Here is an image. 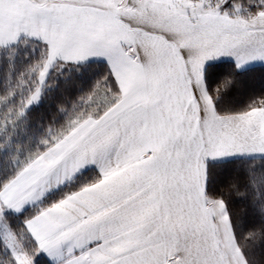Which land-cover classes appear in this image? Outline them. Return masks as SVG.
<instances>
[{"label": "snow or ice", "instance_id": "snow-or-ice-1", "mask_svg": "<svg viewBox=\"0 0 264 264\" xmlns=\"http://www.w3.org/2000/svg\"><path fill=\"white\" fill-rule=\"evenodd\" d=\"M264 0H0V264H264Z\"/></svg>", "mask_w": 264, "mask_h": 264}, {"label": "trees", "instance_id": "trees-1", "mask_svg": "<svg viewBox=\"0 0 264 264\" xmlns=\"http://www.w3.org/2000/svg\"><path fill=\"white\" fill-rule=\"evenodd\" d=\"M264 89V81L256 79L246 85L241 93V99L247 94Z\"/></svg>", "mask_w": 264, "mask_h": 264}]
</instances>
